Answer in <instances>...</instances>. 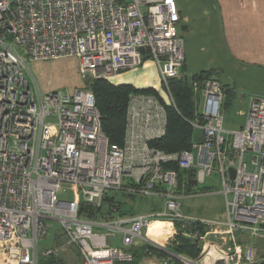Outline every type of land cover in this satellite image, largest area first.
<instances>
[{
	"label": "built area",
	"instance_id": "2783aa9c",
	"mask_svg": "<svg viewBox=\"0 0 264 264\" xmlns=\"http://www.w3.org/2000/svg\"><path fill=\"white\" fill-rule=\"evenodd\" d=\"M180 21L177 0H0V264H39L50 219L60 223L82 264L132 261L133 247L144 243L165 248L166 241L148 235L154 220L181 222L182 234L200 242L202 250L196 258L170 252L139 264H175L174 257L184 264L263 261L255 248L241 244L238 233L264 237V94L250 99L242 128L227 131L221 81L211 77L195 84L203 96L197 113L204 122L192 124L203 139L191 149L165 152L149 145L167 125L155 95H129L121 145L104 132L91 89L42 93L37 83V90L31 87L26 73L31 61L76 57L83 79H108L152 60L173 100L169 80L185 62ZM169 163L193 170L197 184L216 169L227 220L185 215L180 198L201 193L179 189L178 171L165 168ZM229 167L235 168L234 179ZM63 183L76 185L83 200L60 198ZM113 190L163 196L164 208L128 217L81 216L82 202L100 207ZM199 221L209 227L204 234L186 229ZM177 233L173 228L167 239ZM114 234H120L121 246L109 244ZM212 234L228 237L221 235L220 243L209 238Z\"/></svg>",
	"mask_w": 264,
	"mask_h": 264
},
{
	"label": "crops",
	"instance_id": "0c3cea01",
	"mask_svg": "<svg viewBox=\"0 0 264 264\" xmlns=\"http://www.w3.org/2000/svg\"><path fill=\"white\" fill-rule=\"evenodd\" d=\"M177 3L185 39V62L178 77L191 81L203 70H214L226 90L225 106L237 107L230 115L222 113L226 128H242L250 99L247 103L240 93L264 94V0H177ZM109 80L137 88L152 87L162 96L168 94L159 67L152 60ZM196 94L197 101L199 94L203 101L200 90H196ZM194 135L193 145L201 142L203 131L195 127ZM173 228L177 231L175 225ZM174 237L168 238L164 247H168ZM253 238L258 246H250L263 256L264 237Z\"/></svg>",
	"mask_w": 264,
	"mask_h": 264
},
{
	"label": "trees",
	"instance_id": "16d2710c",
	"mask_svg": "<svg viewBox=\"0 0 264 264\" xmlns=\"http://www.w3.org/2000/svg\"><path fill=\"white\" fill-rule=\"evenodd\" d=\"M217 77L214 70H203L193 76L190 81L186 77H175L169 80V86L173 100L168 94L162 96L155 88H137L132 84H115L108 79L88 80L84 79L82 87H88L94 93L97 107L102 114L103 130L112 142L123 144L126 130V114L129 95L132 92L153 94L158 97L167 113L166 132L163 136L149 141V145L165 152H176L191 149L195 139V127L192 123H203L204 119L197 113V94L195 84L203 85L206 79ZM164 85V84H163ZM165 86V85H164ZM166 89V87H165ZM167 93V90H165ZM165 168H175L179 175V189L187 188V191L197 185L193 170H182L177 164L169 163ZM187 171L192 173L186 175ZM106 200L108 198H105ZM112 202L115 200L109 198ZM111 202V203H112ZM102 206H93L82 202L80 214L87 218H101ZM178 233L168 247L160 248L150 243L133 247V260L129 262H117V264H139L144 258H164L170 252L182 254L190 258H196L202 246L200 242L194 241L182 234V223L176 222ZM188 231H199L204 234L209 227L203 223L187 224ZM264 260V256H262ZM175 264H184L180 259L174 257ZM39 264H65L62 259L52 256H41Z\"/></svg>",
	"mask_w": 264,
	"mask_h": 264
},
{
	"label": "rangeland",
	"instance_id": "374dc122",
	"mask_svg": "<svg viewBox=\"0 0 264 264\" xmlns=\"http://www.w3.org/2000/svg\"><path fill=\"white\" fill-rule=\"evenodd\" d=\"M28 69L26 73L29 77L31 87L37 90L36 83L42 93L48 91L62 89L73 91L76 88H80L84 85V79L79 71V62L76 57H61L57 59L38 60L27 63ZM247 103L249 99L259 94L249 95V93H240ZM202 104V98L199 94L197 101L198 110H200ZM225 106V102L222 106V113L230 115L233 113V109H236L235 105ZM224 127L227 131V125L224 123ZM228 141H232V136L228 137ZM251 155L246 156V160L250 162ZM192 173L187 171L186 175ZM187 191V188L181 190ZM223 186L220 180L219 172L214 169L212 174L208 175L203 182H199L194 185L190 191H199L201 194L196 196H183L180 198L181 211L186 215H194L198 218H203L207 221H225L227 220V208L225 202V196L222 192ZM189 192V191H188ZM183 194V193H182ZM59 197L64 199H78L83 200V195L78 192L76 185L71 183H63L59 192ZM107 200H103L100 216L103 217H118V216H132L135 214H149L156 210L164 208L165 198L163 196H143L139 194H130L125 190H113L109 191L106 196ZM109 198H113L112 202ZM112 202V203H111ZM49 231L46 237L39 244L40 257L43 256V251L46 248H57L59 250L58 255H54L57 258L62 259L65 264H82V256L78 250L67 243L66 237L60 226V223L56 220H48ZM213 228H215L213 226ZM224 228V227H223ZM223 228L218 230L222 231ZM102 231L104 229H101ZM215 237L210 235L212 241H219L222 243L220 236L228 237L227 234H217ZM239 240L243 246L252 245L257 247L254 243V238L248 234L240 233ZM108 242L114 246H121L120 234L110 235ZM262 254V253H261ZM259 256H261L258 253ZM52 256V255H51ZM264 256V255H263ZM156 257L144 258L154 259Z\"/></svg>",
	"mask_w": 264,
	"mask_h": 264
},
{
	"label": "bare ground",
	"instance_id": "6f19581e",
	"mask_svg": "<svg viewBox=\"0 0 264 264\" xmlns=\"http://www.w3.org/2000/svg\"><path fill=\"white\" fill-rule=\"evenodd\" d=\"M172 231L173 226L170 222L154 220L149 225L148 235L157 241L164 243Z\"/></svg>",
	"mask_w": 264,
	"mask_h": 264
},
{
	"label": "water",
	"instance_id": "95a60500",
	"mask_svg": "<svg viewBox=\"0 0 264 264\" xmlns=\"http://www.w3.org/2000/svg\"><path fill=\"white\" fill-rule=\"evenodd\" d=\"M229 177H230V179H234V177H235V168L234 167H229ZM259 264H264V260L261 261Z\"/></svg>",
	"mask_w": 264,
	"mask_h": 264
}]
</instances>
